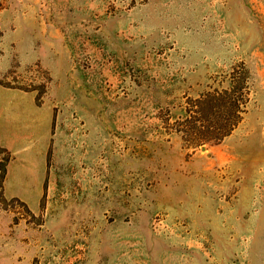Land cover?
<instances>
[{
	"label": "rangeland",
	"instance_id": "obj_1",
	"mask_svg": "<svg viewBox=\"0 0 264 264\" xmlns=\"http://www.w3.org/2000/svg\"><path fill=\"white\" fill-rule=\"evenodd\" d=\"M0 264H264V0H0Z\"/></svg>",
	"mask_w": 264,
	"mask_h": 264
},
{
	"label": "trees",
	"instance_id": "obj_2",
	"mask_svg": "<svg viewBox=\"0 0 264 264\" xmlns=\"http://www.w3.org/2000/svg\"><path fill=\"white\" fill-rule=\"evenodd\" d=\"M247 94V79L240 73V76L233 74L230 77L225 89L206 94L198 100L197 113L207 120L201 121L202 127H197L193 133L195 137L205 142L218 143L229 135L241 120Z\"/></svg>",
	"mask_w": 264,
	"mask_h": 264
}]
</instances>
